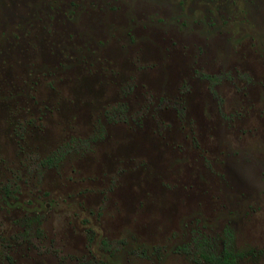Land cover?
Instances as JSON below:
<instances>
[{
  "label": "rangeland",
  "instance_id": "374dc122",
  "mask_svg": "<svg viewBox=\"0 0 264 264\" xmlns=\"http://www.w3.org/2000/svg\"><path fill=\"white\" fill-rule=\"evenodd\" d=\"M0 264H264V0H0Z\"/></svg>",
  "mask_w": 264,
  "mask_h": 264
}]
</instances>
